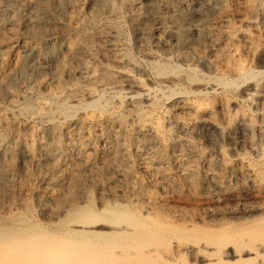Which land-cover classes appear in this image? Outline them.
<instances>
[{"label": "bare ground", "instance_id": "1", "mask_svg": "<svg viewBox=\"0 0 264 264\" xmlns=\"http://www.w3.org/2000/svg\"><path fill=\"white\" fill-rule=\"evenodd\" d=\"M38 1L0 0V35L39 39L46 10L67 6L66 28L111 27L113 68L86 35L68 40L70 81L68 61L24 38L32 67L0 58V96L41 124L16 132L1 109L0 160L41 166L52 205L32 212L45 222L28 206L0 219V264H264V0ZM118 18L158 31L143 63L115 39Z\"/></svg>", "mask_w": 264, "mask_h": 264}, {"label": "rangeland", "instance_id": "2", "mask_svg": "<svg viewBox=\"0 0 264 264\" xmlns=\"http://www.w3.org/2000/svg\"><path fill=\"white\" fill-rule=\"evenodd\" d=\"M35 2H39V3H44V2H41V1H38V0H33ZM44 1V0H42ZM38 3V5H40ZM41 4V5H42ZM45 4V3H44ZM80 4L83 5V2L80 1L78 2V8L82 10V17H84L83 15H87L88 12H89V9L86 5H83L82 7L80 6ZM16 5V6H15ZM19 4L16 3L14 4V6L11 8L12 11H14L15 9H18ZM81 7V8H80ZM41 8V7H40ZM51 8H48V11L46 10V14L45 16H43L42 18V24L41 26L44 28V29H52L50 30V32L52 33H48V31L44 34V36L42 35L41 38H32V34L30 31H27V34L24 30H22V28H19V31L21 32V35L19 36L20 40H23L26 41L28 44L29 43H32V45L37 49V50H40V49H48L50 50L51 54H50V57H51V61L53 60H57V59H64L66 61H68V64L67 66L68 67H65L64 71H63V78L66 80V81H70L73 79V75L72 73L69 74V69L71 67V69L75 68V63L72 62L70 60L71 58V54L73 53V49H70V46L68 44V40L70 41H73L74 40H77L76 38H79L80 36L83 37V36H89L92 41H94V45H95V51H94V55L96 57V62H97V65L98 63H103V64H106V62L109 65V69H112V56L110 54H107L108 51L105 52V48L104 47H101L103 46V43L101 44V38H100V34H105V33H108V28L110 29L111 27L106 25L104 23H100V24H95V25H85V24H77V25H74L73 27L69 28L66 26L64 27L63 25H65V17H66V14H67V6L66 7H60L58 6L57 4L54 5L53 9ZM50 10V11H49ZM87 10V11H86ZM52 11V12H51ZM84 11V13H83ZM50 13V14H49ZM22 14L24 15L25 13L22 12ZM47 16V17H46ZM45 17V18H44ZM19 18H21L22 20V16H19ZM121 19V20H120ZM190 19L189 18L187 21L190 22ZM21 20L19 19V21L21 22ZM64 21V22H63ZM118 21V22H117ZM44 22V23H43ZM168 22V23H167ZM115 25L114 23L112 24V26H115L118 30V34L116 33V37L115 39L119 42L120 44H122V42H124L122 45L124 46L125 49H127V51L131 54V56L137 60V61H140L141 63H143V59H145V55L143 56V54L146 52L148 54H150L152 52V50L155 48V47H152V39L157 35V30L153 27H150L152 24L149 23V31L147 34H143L141 33L140 31L138 30H134L127 22H125L122 18H118L116 21H115ZM104 24V25H103ZM169 21H166V25H169ZM81 25V26H79ZM83 25V26H82ZM85 25V26H84ZM117 25V26H116ZM47 26V27H46ZM108 26V27H107ZM77 27V28H76ZM83 27V28H82ZM107 27V28H106ZM21 29V30H20ZM54 29V30H53ZM103 30L105 32H103ZM102 31V32H101ZM2 33H6L5 30H2L1 31ZM25 32V33H23ZM1 33V35H2ZM3 34L4 38L0 35V43L3 44H6L8 42H11L12 46L14 47V50L13 52L11 51H8L9 48H5V47H1L0 48V58H2L4 55L5 57L7 56V59L10 61H12V63L14 62V60H16V57L15 56H26L28 58V69L30 67H32L36 61H37V54H33V53H28L27 51H24L22 48H21V41L20 40H16L15 38L11 39L10 36H8L6 34V36ZM88 34V35H87ZM115 34V33H114ZM23 35V36H22ZM26 35V36H25ZM53 35V36H52ZM130 35V36H129ZM97 36V37H96ZM99 37V38H98ZM10 40H9V39ZM143 38H145L146 40V44L142 43L143 42ZM38 39V41H37ZM98 39V40H97ZM9 40V41H8ZM12 40V41H11ZM67 40V41H66ZM17 41V42H15ZM52 41V42H51ZM3 42V43H2ZM5 42V43H4ZM36 42V43H35ZM14 43V44H13ZM52 43V44H51ZM96 43V44H95ZM126 43V44H125ZM43 44V45H42ZM47 44V45H46ZM125 44V45H124ZM144 44V47H145V51L143 52L142 49H141V46ZM150 44V45H149ZM101 45V46H100ZM43 46V47H42ZM49 46V47H48ZM97 46V47H96ZM150 46V47H148ZM39 48V49H38ZM52 48V49H51ZM97 48V49H96ZM2 49V50H1ZM129 49V50H128ZM151 49V50H150ZM101 50V52L99 51ZM147 50V51H146ZM7 53H4L5 52ZM15 51H18V52H15ZM24 51V52H23ZM151 51V52H150ZM154 51V50H153ZM18 55H17V54ZM104 53V54H103ZM100 54V55H99ZM2 55V56H1ZM11 55V56H10ZM109 56L110 57H106V56ZM104 56H105V59H104ZM15 57V58H14ZM159 60H162V58H159L161 56H157ZM102 60H100V59ZM111 61H110V60ZM141 59V60H140ZM36 60V61H35ZM146 60V59H145ZM1 61V60H0ZM110 61V63H109ZM73 64V65H72ZM188 64H191L188 63ZM100 65V64H99ZM145 65L143 64V67L142 69H144V71L146 73H149V70L148 68L144 67ZM6 67V66H5ZM73 67V68H72ZM197 70H199L201 73H210L211 70H208L207 68L203 67V65H197ZM3 69V70H2ZM4 66H2V64L0 65V74L4 71ZM67 69V70H66ZM146 69V70H145ZM206 69V70H205ZM66 71V72H65ZM68 72V73H67ZM22 85H18L16 87H11L10 89L14 92L15 90H18L21 92L24 90V86L20 87ZM32 86V87H31ZM29 90H31L30 92H32L33 94L37 91L35 86L34 85H30L29 86ZM15 88V89H14ZM17 88V89H16ZM23 88V89H22ZM242 88H245V86H242L240 87V89ZM14 89V90H13ZM22 89V90H21ZM34 89V90H33ZM33 90V91H32ZM36 90V91H35ZM17 91V92H19ZM19 92V93H20ZM0 112H1V109H8L11 107L8 106V100L11 98L9 97H6V96H0ZM2 97L5 99L3 101ZM8 99V100H7ZM2 100V101H1ZM19 100V99H18ZM20 101V100H19ZM6 104V105H5ZM8 107V108H7ZM14 108V107H12ZM4 109V110H5ZM8 109V112L9 110ZM15 109V108H14ZM3 110V111H4ZM2 111V112H3ZM12 111V112H11ZM1 112V113H2ZM0 113V114H1ZM10 116L12 119H14L13 121V125H14V129H16V132H19V131H23L22 128L25 127L23 132H28L29 129H33L35 130L36 128H38L41 124H39V120L38 119H33V118H29L30 120H26L27 118H23V117H20L19 115H17L19 112L15 109L14 110H10ZM12 113V114H11ZM15 114V115H14ZM13 115V117H12ZM17 115V116H16ZM18 118V119H17ZM16 119V120H15ZM22 119V120H21ZM32 120V121H31ZM35 120V121H34ZM9 121V120H8ZM18 121V122H17ZM34 121V122H33ZM7 122V121H5ZM20 122V123H19ZM19 124V126H18ZM22 126H21V125ZM27 124V125H25ZM31 126V128L29 127V125ZM32 124V125H31ZM34 125V126H33ZM16 126V127H15ZM27 127V128H26ZM19 128V129H18ZM29 128V129H28ZM19 130V131H17ZM35 150L34 152H36V147L33 149ZM13 159V160H11ZM17 159V160H16ZM19 159V160H18ZM31 161H27L25 163H23V167H22V164H21V158L19 157H14V158H8L6 159V161H1L0 160V171L4 172H8L10 169L11 173H8V175L6 174V172L4 174L6 175H3L5 177V179H3V181L5 182L6 186L5 187H0V219L2 220H7L8 218V215L10 216L12 213H15L17 212L18 210L21 212V209L22 208L24 210L25 206H28L30 209H31V213L34 211V213H36L35 211V208L38 206H40L42 204V206H45L46 208L49 209V207L51 208L52 205L49 203V206L47 205L48 203L44 200L45 199V195L46 193L50 190V189H45L43 186L44 185H40L39 186V182H38V179L40 178L41 176V173H42V168L41 166L37 165L35 162H32V164L30 163ZM7 163V164H6ZM12 163V164H11ZM35 163V164H34ZM3 164V165H2ZM7 165V166H5ZM25 165V166H24ZM11 167V168H10ZM24 167H26V169H23ZM6 168V169H5ZM9 169V170H8ZM14 170V171H13ZM13 175V176H12ZM15 185H14V184ZM13 185V186H12ZM29 186V187H28ZM7 190V191H6ZM47 190V192H46ZM43 194V195H42ZM43 196V198L41 197L39 200V197ZM25 198V199H24ZM34 198V199H33ZM37 199V200H36ZM43 199V200H42ZM28 202V203H25ZM38 201V202H37ZM44 201V202H43ZM42 202V203H41ZM46 202V203H45ZM37 203V204H35ZM38 203H41V204H38ZM37 205V206H36ZM18 206V207H17ZM32 206H33V209H32ZM36 206V207H35ZM36 208V209H37ZM10 212V213H9ZM20 212H17V213H20ZM23 212V211H22ZM21 212V213H22ZM7 216V217H6ZM6 217V218H4ZM32 219L36 222H45L44 219H42V217L38 216V214H33L32 213ZM39 219V220H38ZM41 219V220H40ZM0 220V221H1ZM44 220V221H42ZM255 262V261H254ZM252 261V263H254Z\"/></svg>", "mask_w": 264, "mask_h": 264}]
</instances>
